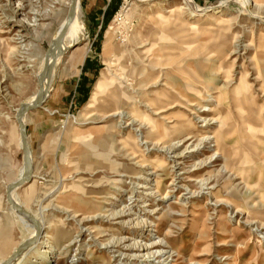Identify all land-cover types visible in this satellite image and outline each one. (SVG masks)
<instances>
[{
  "label": "rangeland",
  "instance_id": "obj_1",
  "mask_svg": "<svg viewBox=\"0 0 264 264\" xmlns=\"http://www.w3.org/2000/svg\"><path fill=\"white\" fill-rule=\"evenodd\" d=\"M70 7L0 0L2 264L35 230L7 198L24 168L16 114ZM78 11L88 52L59 57L27 113L36 176L16 190L55 233L49 264H264V0H79ZM116 104L132 119L110 115ZM30 246L12 264L46 249Z\"/></svg>",
  "mask_w": 264,
  "mask_h": 264
},
{
  "label": "bare ground",
  "instance_id": "obj_2",
  "mask_svg": "<svg viewBox=\"0 0 264 264\" xmlns=\"http://www.w3.org/2000/svg\"><path fill=\"white\" fill-rule=\"evenodd\" d=\"M67 1H68L69 5L71 7L73 6V4H75V10L71 14V7H70L69 14L67 13V15L65 16V18L63 19L64 22L55 31L53 41H52V43L50 45V47L52 49L51 50V53L46 56L45 66H46V64H49V63L50 64L51 63L53 64V67H52V70H51V74L48 75V76H45V78L43 80V85H45V86L48 87L49 94H50V91H51V84L50 83L53 80V76H54L53 74H54L55 64H56L57 59L59 57H63L64 56L63 63L68 60V61H70L71 64H77L78 62H83V60H84V58H85V56H86V54L88 52L89 42L87 40L84 41V42L78 43V44L75 41L76 33L78 31V28H79V15H78L79 14L78 13L79 12L78 11L79 0H67ZM245 1L247 2V4H249V2H250V0H245ZM176 8L178 10H181V9L185 8V6L184 5H176ZM62 15H63V12H61V11H55L54 12V16L56 17L55 20L57 19V21H60L61 18H62ZM218 16H221V15H218ZM12 18H14V17L12 16ZM210 18H211L212 22L217 21V17L216 16H211ZM221 18H224V17L221 16ZM66 26H68V29L66 31V35L69 37L70 43L67 44V45H61L60 44V41H61L60 39H62V33L64 32L63 30H64V28ZM45 66H44V68H45ZM141 72H142V70H141ZM41 75H42V72L39 74L38 82L40 80ZM143 75H144V73H141V76H143ZM106 86H107V82L105 80H102L101 79V80L98 81V83L94 87V90L92 92L90 101L87 103L88 105H86L87 107L91 103H94V102L100 100L101 97H103L102 95H103V93L105 91ZM39 88H40V83H39ZM113 101H114V99L111 98L110 99V102L112 103ZM133 108H134V110H132L133 112L131 113V116H133V114L134 115H138L139 114L141 116H144L143 115L144 113L143 112H140V110L138 109V107H133ZM160 108L161 107L156 108V109L161 110L160 112H163L162 110H165L163 108H161V109ZM204 110H210V111H212V110H214V108H212L211 106H205L204 107ZM112 111L113 112L110 115H121L122 117H128V119H132L130 117V115H128L124 111H121L117 104L112 107ZM26 115L24 117L25 123H26ZM16 119H17V114H16ZM205 120H207V119H205ZM122 121H124V120L121 119L120 122H122ZM211 121L216 122L218 120L216 118H214V119H208L207 120V122H209V123ZM169 122H171V121H169ZM166 123H168V122H166ZM132 124H133L132 121H129L127 123L128 126H132ZM148 124H149V126L152 127L151 128L152 129V133H156L157 132L156 130H159L158 129L159 128V125L158 124H155L153 121L148 120ZM189 127L187 129H189ZM161 128L163 129V132L160 134V136L158 138H161V137H164V136L169 135V128H172L174 131H176V129H181V130L182 129H186V127L184 126V124L182 123V121L176 122V124H173L171 126L163 125V126H161ZM218 132H215L213 135H210L209 134L206 138L207 139H216V141L218 142L219 141V137H220L218 135ZM28 144H29V139H28ZM21 147H22V138H21ZM29 148H30V145H29ZM30 152H31V149H30ZM215 154H219V152L216 151ZM31 156H32V153H31ZM32 159H33V157H32ZM24 170H25V167L23 168V173H22L21 177L24 174ZM35 176H36V174L34 172V164H33V175H32V179L30 181H33V179H34ZM20 178H17L16 181L19 180ZM26 183H28V182H26ZM26 183H24V184H26ZM23 185H21V186H23ZM21 186H19V187H21ZM19 187H17L16 189L12 190L9 194L7 193L8 201L10 203V200H9V197H10L18 205H20L22 207V209L25 211V213L18 211L17 209L14 208L13 205H11L19 213V215L22 216L26 221L30 222L34 226V228L36 230V231L34 230L27 237V239L24 242H26L30 238L36 237L35 242L30 246L29 249L35 248L36 243H39V242L42 243V247L43 248H46V249L43 251V253H40L37 257L35 256V257L29 258V259H26V260L24 259V257L26 256L27 253L26 254L23 253V255L20 257V263H18V264H49V262H51V258L53 257L52 256L53 251L55 250V247H56V244L52 241L55 238L54 237L55 236V233H54V231H52L51 233L45 232L44 230L46 228V223H45L44 218L37 216L35 213H33L29 209V207L26 205V203L19 201V199L16 196V190ZM40 233H42V235L44 233V235L42 236V238L40 239V241H37V240H39L37 238H39V234ZM0 238L3 239V235L2 234L0 235ZM19 255L15 259H17L19 257ZM161 260H163V259H161ZM12 263H10V264H12ZM0 264H2V262H0Z\"/></svg>",
  "mask_w": 264,
  "mask_h": 264
},
{
  "label": "water",
  "instance_id": "obj_3",
  "mask_svg": "<svg viewBox=\"0 0 264 264\" xmlns=\"http://www.w3.org/2000/svg\"><path fill=\"white\" fill-rule=\"evenodd\" d=\"M74 10H75V4H73V6L71 7V14L74 12ZM51 50H52L51 47H49L47 55L51 53ZM52 67H53L52 63L46 64L45 68L42 71V75L40 77V80H39L40 88H39L35 98L31 102L22 103L20 106V109L17 112V122L19 125V130H20V134H21V138H22L23 161H24L25 170H24L23 176L19 180L11 183L8 186V190H7L8 194L12 190L16 189L17 187L23 185L26 182H29L32 179L33 159H32L29 144H28V129H27V124L25 123L24 117L29 111L41 107L43 105V103L45 102L46 98L48 97V95H49L48 87L43 85V80H44L45 76H48L51 74ZM9 200H10L11 205H13L15 209H17L20 212L25 213V211L22 209V207L20 205H18L12 198L9 197ZM35 240H36V237L30 238L26 242L21 244L17 248V250L13 254H11V256H9V258H7L4 261V264L12 263L13 260H15V258L19 254L24 252L31 244H33L35 242Z\"/></svg>",
  "mask_w": 264,
  "mask_h": 264
}]
</instances>
